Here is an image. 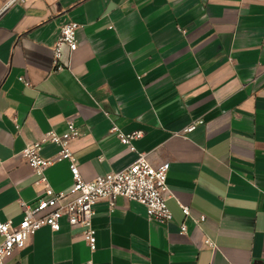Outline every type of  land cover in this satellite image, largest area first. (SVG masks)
<instances>
[{"label":"crops","instance_id":"0c3cea01","mask_svg":"<svg viewBox=\"0 0 264 264\" xmlns=\"http://www.w3.org/2000/svg\"><path fill=\"white\" fill-rule=\"evenodd\" d=\"M71 21L78 48L64 45L65 69L54 72L53 46ZM68 120L80 130L70 146L85 180L130 165L136 154L117 132L142 131L137 150L170 163L173 218L150 222L144 205L121 196L113 208L99 201L94 251L63 218L7 264H264V0L14 5L0 17L2 220L18 224L20 201L35 206L44 193L22 150L51 130L63 134ZM59 152L42 143L44 157ZM45 176L55 191L73 188L66 160Z\"/></svg>","mask_w":264,"mask_h":264},{"label":"built area","instance_id":"2783aa9c","mask_svg":"<svg viewBox=\"0 0 264 264\" xmlns=\"http://www.w3.org/2000/svg\"><path fill=\"white\" fill-rule=\"evenodd\" d=\"M31 0H4L0 4V17L11 7L17 4H25ZM79 27L77 22L71 21L61 27L59 36L53 46L54 72L65 69L60 62L62 48L68 46L71 51L78 48L76 31ZM21 80L23 77L20 78ZM203 121H196L187 126L181 133L193 131ZM118 131L117 127L112 128ZM80 136V130L72 120L67 122V131L58 134L51 130L45 134L42 141L28 142L22 150V156L33 169L40 182L45 184L44 193L37 200L35 206L25 201H20L23 210V219L15 224L12 220L0 218V264H7L16 250L22 249L26 242L40 228L47 226L52 231L60 230V222L66 218L72 228H82V236L94 251L96 249V229L93 219L96 214L95 205L99 201H107L111 208L115 206L118 197H125L144 205L147 218L150 222L168 224L173 216L167 205L168 197V173L169 162L154 164L146 153L139 152L134 141L143 136V132L131 133L117 132L120 142L136 154L135 160L125 168L111 170L99 175L92 180H85L79 170L78 161L71 149V143ZM48 141L57 144L60 152L46 158L41 154L42 143ZM66 160L73 176L74 185L68 192L55 191L49 186L45 171L56 162ZM186 216L190 215L188 206L182 205ZM204 216L197 221H204ZM181 231L186 233L187 227L181 226ZM206 243L212 246L210 240ZM89 264H94L92 261Z\"/></svg>","mask_w":264,"mask_h":264},{"label":"rangeland","instance_id":"374dc122","mask_svg":"<svg viewBox=\"0 0 264 264\" xmlns=\"http://www.w3.org/2000/svg\"><path fill=\"white\" fill-rule=\"evenodd\" d=\"M4 0H0V4L3 2Z\"/></svg>","mask_w":264,"mask_h":264}]
</instances>
